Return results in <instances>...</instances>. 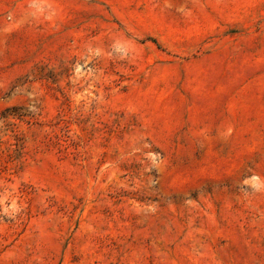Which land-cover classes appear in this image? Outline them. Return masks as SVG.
<instances>
[{
  "label": "rangeland",
  "instance_id": "obj_1",
  "mask_svg": "<svg viewBox=\"0 0 264 264\" xmlns=\"http://www.w3.org/2000/svg\"><path fill=\"white\" fill-rule=\"evenodd\" d=\"M167 1L0 0V264H264V0Z\"/></svg>",
  "mask_w": 264,
  "mask_h": 264
},
{
  "label": "bare ground",
  "instance_id": "obj_2",
  "mask_svg": "<svg viewBox=\"0 0 264 264\" xmlns=\"http://www.w3.org/2000/svg\"><path fill=\"white\" fill-rule=\"evenodd\" d=\"M168 1H169V0H168ZM168 1H167V2H168ZM170 3H171V2H170ZM200 229H201V228H200ZM200 233H201V232H200ZM191 234H192V233H191ZM194 235H195V234H194ZM207 251H208V250H207ZM207 251H206V252H207ZM177 254H178V253H177ZM218 254H219V253H218ZM220 264H221V263H220Z\"/></svg>",
  "mask_w": 264,
  "mask_h": 264
}]
</instances>
